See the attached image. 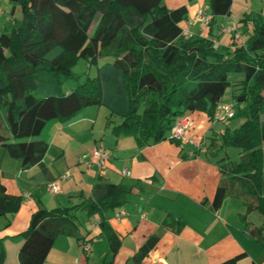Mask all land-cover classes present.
Wrapping results in <instances>:
<instances>
[{"label":"trees","instance_id":"1","mask_svg":"<svg viewBox=\"0 0 264 264\" xmlns=\"http://www.w3.org/2000/svg\"><path fill=\"white\" fill-rule=\"evenodd\" d=\"M9 1L18 7L20 20L0 34V147L20 161L21 169L41 164L49 145L38 136L49 121L68 120L88 106L106 107L108 124L119 119L112 133L132 136L138 147L166 138L180 146L182 140L167 133L173 120L197 111L212 123L226 88L233 86L232 118L242 122L195 143L220 163L213 207L232 196L264 218V15H243L237 31L243 28L245 39L237 45L231 37L230 49L216 44L210 32L184 34L180 23L187 18L186 6L169 8L165 0ZM207 1L211 30L216 16L230 14L232 0ZM79 59L87 65L81 82L72 70ZM91 66L94 75L88 74ZM230 74L237 76L230 80ZM68 80L74 84L64 89ZM228 147L240 150L238 161L228 159ZM21 202L0 180V217L13 215ZM121 204L119 185L99 176L79 203L37 208L20 233L18 264H43L57 237H78V211L97 217L114 256L120 241L105 213ZM248 227L264 247V221ZM157 239L150 236L136 258Z\"/></svg>","mask_w":264,"mask_h":264},{"label":"crops","instance_id":"2","mask_svg":"<svg viewBox=\"0 0 264 264\" xmlns=\"http://www.w3.org/2000/svg\"><path fill=\"white\" fill-rule=\"evenodd\" d=\"M165 3L171 8L186 6L187 18L180 25L187 35L207 36L210 32L219 44V35L226 32L230 45L225 41L222 45L230 49L232 32L228 29L237 30L242 15L249 18L258 13L264 15V3L260 12H256L250 8L254 6L253 0H232L230 14L216 16L209 30L192 20L198 6L210 13L207 0H165ZM234 10L239 16H233ZM19 20L18 7H13L9 0H0V34L10 31ZM238 30L242 32L243 28ZM244 39L241 35L237 45L243 44ZM233 103L231 98L228 104ZM109 117L106 107L88 106L68 120H51L38 136L49 145L41 164L21 169L19 160L5 159L13 168L5 166L0 170V180L7 192L21 196L22 202L13 215L0 217L4 264H18L20 233L27 228L37 208L79 203L90 194L99 176L117 183L121 189L122 204L105 213L120 241L117 253L111 256L106 238L99 233L97 217L78 211V237L82 239L60 235L43 264H223L237 256L235 264H264V247L248 232V226L259 227L264 218L257 211H246L242 200L232 196H225L218 208L213 207L220 163L203 146L198 148L187 140L197 142L212 131L221 133L222 128L215 129L214 121L211 123L202 112L187 113L173 125L183 118L191 122L180 146L166 138L138 147L132 136L112 133L111 126L119 119L113 117V123L108 124ZM217 121L231 129L226 119ZM171 133L172 130L168 136ZM94 146H102L110 153L108 165L102 171L78 162ZM122 169H128L130 175L122 176ZM66 171L69 176L60 182V191L49 192L48 184ZM7 221L9 224L5 225ZM153 235L158 238L155 245L137 259L141 247ZM83 238L91 244L87 254L80 250Z\"/></svg>","mask_w":264,"mask_h":264},{"label":"built area","instance_id":"3","mask_svg":"<svg viewBox=\"0 0 264 264\" xmlns=\"http://www.w3.org/2000/svg\"><path fill=\"white\" fill-rule=\"evenodd\" d=\"M212 15L210 13H207L206 10L198 6L197 9L194 12L192 20H197L201 23L203 27H207L211 21ZM229 32H232V38L235 43H239L241 40V34L237 30H230ZM184 34H187L183 30ZM234 116V108L232 104H222L219 106L218 110L214 113V119L220 120V119H231ZM191 126V122L187 118H183L181 121L178 122V124L173 127L172 129V136L174 138H179L183 140L185 136V131ZM189 143L194 144L197 146L195 141L193 139H187ZM110 159V153L108 150H106L102 146H94L86 159H80L79 162L82 163L86 168H92L95 167L97 170L102 171L106 169L108 162ZM120 174L122 176H129L130 171L128 169H122L120 171ZM68 172H63L61 175H59L56 179L51 181L48 184V190L51 193H56L60 191V182L62 180H65L68 177ZM120 215V212L116 214L118 217ZM98 220H96V223ZM80 250L83 254H87L91 250V244L90 241L87 239H84L80 242Z\"/></svg>","mask_w":264,"mask_h":264},{"label":"rangeland","instance_id":"4","mask_svg":"<svg viewBox=\"0 0 264 264\" xmlns=\"http://www.w3.org/2000/svg\"><path fill=\"white\" fill-rule=\"evenodd\" d=\"M262 3H264V0H253L252 5H254V6L251 7V5H250V8L253 9V10L255 9L256 12H260V6H261ZM169 8H171V7H169ZM262 8H264V6H262ZM239 14L240 13H238L236 10H234V12H233V16L234 17L239 16ZM219 39H220L219 45H222L224 41L226 42V45H230V38H229V35L226 32L221 33L219 35ZM72 70H73V72L75 74H79L78 79H79L80 82L85 79V77H86L85 70H87V65L82 59H79L77 61V63L72 67ZM95 73H96V67L95 66H91V67L88 68V74L89 75H94ZM235 76H237V74H230V80L232 78H234ZM73 84H74V82H72V80H68V82L64 83L63 88L66 89L70 85H73ZM233 89H234L233 86H229V87L226 88V90L224 92V95L222 97L221 103L219 104V106H221L222 103L228 104L231 101ZM176 122H177V118L173 120V122H172L173 125ZM226 122L229 123V126L231 128L230 130L233 131V129L236 126H238L240 122H242V119L238 118V117H235V118L226 120ZM214 123L216 124L215 129H217V130H218V127L222 128V129H225V127H226V123H224L222 121L215 120ZM171 130L172 129L168 130L167 133H169ZM239 151L240 150L237 149V148L228 147L226 149V153L228 155V159L231 160V161H238V159H239ZM3 157H5V158H3ZM5 159H10L11 160L13 158H9L8 154L6 153V151L2 147H0V170H3V168L5 166L6 167L8 166L7 168H13L12 165H10V163H7ZM12 161H16V160H12ZM8 170H10V169H8ZM78 220H79V218H78Z\"/></svg>","mask_w":264,"mask_h":264}]
</instances>
